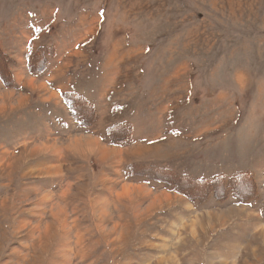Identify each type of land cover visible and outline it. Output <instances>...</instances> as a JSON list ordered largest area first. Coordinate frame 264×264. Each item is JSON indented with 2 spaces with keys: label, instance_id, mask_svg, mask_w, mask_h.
Here are the masks:
<instances>
[{
  "label": "rangeland",
  "instance_id": "374dc122",
  "mask_svg": "<svg viewBox=\"0 0 264 264\" xmlns=\"http://www.w3.org/2000/svg\"><path fill=\"white\" fill-rule=\"evenodd\" d=\"M0 51V264H264V0H0Z\"/></svg>",
  "mask_w": 264,
  "mask_h": 264
},
{
  "label": "trees",
  "instance_id": "16d2710c",
  "mask_svg": "<svg viewBox=\"0 0 264 264\" xmlns=\"http://www.w3.org/2000/svg\"><path fill=\"white\" fill-rule=\"evenodd\" d=\"M53 55L52 51H49V49L45 46L43 47H39L36 49H31L29 48L25 58L27 60V69L30 73H36L38 71H42L45 68V64H46V60L45 57L47 56H51ZM9 61V58L6 56V54L2 53L0 51V63L4 66L5 63H7ZM0 79L2 81H8L10 82L11 80L9 79H3L2 76L0 75ZM63 98L65 99V101L68 104L69 109L72 112V115L75 117V119L80 123V124H84L83 120L81 119L80 116H78L79 113V109L77 107H75V102L74 100H78V99H84L83 96L81 95H75V94H68V93H64L63 94ZM93 109V108H92ZM91 109V110H92ZM95 113V111H91V114L93 115ZM114 127H109L108 128V135H112V132L114 130ZM128 172L129 175H139L138 171H137V167H135L133 164L128 166ZM151 169H154L153 167H151ZM157 169V168H156ZM161 170H169V169H161ZM148 179H152V180H157L166 184H170V181H167L164 178H159L157 176H153V175H145ZM169 180L172 181V185L174 186L175 189L177 190H181V188H179V185L176 182V179H170ZM214 182V181H213ZM184 184L183 182L180 183V185Z\"/></svg>",
  "mask_w": 264,
  "mask_h": 264
}]
</instances>
